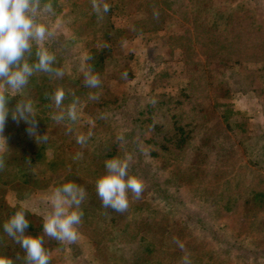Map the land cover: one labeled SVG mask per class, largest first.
Returning a JSON list of instances; mask_svg holds the SVG:
<instances>
[{
	"label": "rangeland",
	"instance_id": "rangeland-1",
	"mask_svg": "<svg viewBox=\"0 0 264 264\" xmlns=\"http://www.w3.org/2000/svg\"><path fill=\"white\" fill-rule=\"evenodd\" d=\"M118 1L124 5L126 13L134 8L129 0ZM254 6L255 0H212L209 10L202 14L200 20L209 23L215 19V23L223 28L220 15L252 9ZM138 8L137 12L128 14L129 20L126 17L118 18L115 24L125 25L133 18L140 17L142 9ZM64 12L67 11L63 10L55 18H52L53 12L41 13L38 19L52 33L43 42L47 45L45 48L62 62L63 73H76L81 70L82 50L92 41L95 31L87 25L71 29L72 16L68 13L64 16ZM188 28L191 31L194 29L192 18L184 19L169 13L160 31L125 40L123 52L129 56L109 61L103 74L108 88L126 98L122 112L109 115L99 124L84 113L81 106H77L78 118L74 122L65 117L58 123L52 119L51 113L42 112L43 119H47L36 118L34 127L38 129L37 133L41 131L40 136L47 135V140L42 142L44 153H49L51 157L50 161L46 165L41 158L24 171L7 166L10 173L5 170V178L8 183L0 191V197L8 208L19 206L32 213L40 236L44 235L43 215L51 207V191L66 182L86 189L85 199L80 205L83 216L81 224L77 226L76 242L61 243L44 236V247L51 253L50 264L123 263L121 250L111 240L116 229L107 224L114 214L108 213L94 199L97 194L95 182L105 173L107 160L102 156L100 147L109 145L110 137L116 132L124 140L121 144H126L125 152L129 154L130 151V157L132 155L135 162L149 163L152 173L151 180L142 181L144 190L140 199L137 200L129 192V207L125 212L127 232L135 227L140 230L143 228L141 223L150 217L161 220L164 215L170 223L177 220L173 226L183 230L184 240L179 241L184 248L170 240L164 242L168 253H161L158 264H183L185 255L190 264H264V214H249L248 210H242L241 215H234L233 211L225 209L227 200L220 198V192L224 190L228 192L231 202L243 201L253 187L261 180L264 182V96H259L253 90H243L227 97L212 94L203 99L202 127L173 156L164 154L163 159L157 161L147 156V149L143 147L148 148L149 145L142 142L137 131H132V114L143 110L153 89L174 94L185 79L184 67L178 58L180 48L176 47L179 39L173 36L182 34ZM191 43L196 44L193 46L197 51L195 58L204 63L206 58L198 51V43L193 39ZM207 66L217 67L213 61ZM123 67H127L129 70L126 74L131 75L123 79L115 78L116 72ZM47 75L49 73L34 72L20 92L5 87L8 114L0 132V161L3 165L2 155H9L5 135L10 131L9 127L18 128L21 120L13 118L17 102L28 101L37 111L33 105L35 87ZM111 130L114 132L111 133ZM78 135L87 137L83 146L76 142ZM169 170H172L173 176L169 175ZM175 174L181 178H176ZM41 179L44 182L39 187ZM242 203H239V207L243 209L249 206ZM106 227H109V231H106Z\"/></svg>",
	"mask_w": 264,
	"mask_h": 264
},
{
	"label": "trees",
	"instance_id": "trees-1",
	"mask_svg": "<svg viewBox=\"0 0 264 264\" xmlns=\"http://www.w3.org/2000/svg\"><path fill=\"white\" fill-rule=\"evenodd\" d=\"M211 1L129 0L134 6L129 13L137 12L139 7L138 9H142L141 16L133 18L125 25L117 26L115 22H118V18L125 19L126 17V20H129V13L123 10L124 5L118 0H102V3L109 5V11L100 14L93 10L92 0H41V6L51 3L54 13L52 18L66 10L67 12H64L63 15L66 16L68 13L72 16V21L69 22L71 29H78L82 25L91 26L95 31V36L82 50L81 70L79 69L76 73L66 72L63 77H56L49 73L36 84L33 105L38 110L33 109L34 118L44 120L47 118L43 119L42 112L54 115L59 111L52 100V95L57 88L63 89L65 93L62 105L65 110L75 99L78 101L77 106H81L82 111L97 124L101 123L102 119L110 117L109 115L114 116L122 112L121 107L126 98L115 94L108 88L107 82L103 79L106 64L114 58L121 57L123 59L125 56H129L123 52L122 46L125 40L139 34L160 31L165 25L169 13L177 14L184 19L192 18L194 29L191 31L188 28L182 34L173 36L174 39H179L176 42V47L180 48L178 58L181 60L180 64L182 63L184 67L182 71L185 74V79L177 88L176 93L157 92L153 89L148 94L149 98L146 100L143 110L135 111L136 113L132 114V131H137L142 142L149 145L148 148L142 147L147 149V156L150 159L157 161L163 159V155L168 153L173 156L187 144L192 138V134L202 127L203 99L212 94L227 97L235 91L253 90L259 96H264V1L255 0V6L252 9L231 11L220 15L223 28L215 23V19L209 23L200 20L202 14H206L209 10ZM135 3L136 5H134ZM192 39L198 43V51L204 54L206 58L204 63L195 58L197 51L193 46L196 44L191 43ZM43 46L47 45L44 43ZM167 46L169 48V45ZM36 51L37 44L33 41L31 54H25L29 64L37 62ZM209 61L215 62L217 67L207 66ZM61 63L56 59L52 67L62 70ZM89 68L93 74L100 78V85L97 88H89L85 85L84 73ZM128 70L127 67H123L119 72H116L115 78L123 79L122 74ZM130 75L131 73L126 76ZM90 94L95 98H90ZM262 103L264 113V99H262ZM126 114L130 115L128 112ZM33 116H30L29 119ZM29 125L35 126L31 122L21 119L19 127H9L11 132L9 131L5 135L9 155L7 156L5 153L2 155L4 165L0 168V191H3L8 183L5 178L7 175L5 170L10 173L7 166L14 170L17 169V171L22 169L24 171L31 168L41 158L46 165L51 159L49 153H44L43 142L36 140V136L29 133ZM37 131L38 129H36V133ZM40 133L41 131L37 135L40 136ZM119 135L120 133L116 132L110 137L109 145L100 147L105 159L130 157V151L129 154L125 152L126 144H121L123 138L121 139ZM125 153L128 155L127 157ZM148 165L150 166L145 161L135 162L131 155L129 172L138 176L142 181H149L152 179V173ZM29 174L31 177L33 176L32 172ZM169 175H174L172 170H169ZM30 176L27 177L33 181L34 177ZM175 177L179 178L180 175L175 174ZM42 182H44L43 179L38 182L39 187L42 186ZM95 196L94 199L97 200L98 205H101L100 198L97 194ZM220 198L227 200L224 205L225 209L233 211L234 215H241L242 210H248L249 214H264V182L262 180L248 192L243 201L234 200L231 202L228 192L226 193L224 190L220 192ZM240 202L249 206L243 209V207H239ZM20 208L19 206L8 208L4 204V199L0 197V256L11 258L14 264H24L25 253L21 250L20 245L5 233L3 224ZM22 209L29 221L26 234L40 236L37 232L34 215L26 208ZM106 211L114 214L107 224L116 229L111 240L114 242V246L121 250L122 264H158L161 253H168V247L163 245L164 242L168 240L175 242V239L184 240L183 230L178 226H173L177 220L174 219L170 223L168 217H164L165 215L161 220L150 217L146 222H140L143 224V228L140 230L135 227L127 232L125 212L121 216V213L119 214L111 208H106ZM109 227H106V231H109ZM171 253L173 254V252Z\"/></svg>",
	"mask_w": 264,
	"mask_h": 264
},
{
	"label": "clouds",
	"instance_id": "clouds-1",
	"mask_svg": "<svg viewBox=\"0 0 264 264\" xmlns=\"http://www.w3.org/2000/svg\"><path fill=\"white\" fill-rule=\"evenodd\" d=\"M93 10L100 14L107 13L109 5L102 3V0H92ZM52 12L51 3L41 7V0H0V132L3 131L8 110L4 94L7 86L13 92L22 91L29 82V77L34 72H45L54 74L56 77H63L64 73L59 68H53L56 61L54 54L50 53L43 46V42L52 33L40 22L38 17L41 13ZM37 44V62L29 64L25 54H31L32 42ZM126 73L122 78H126ZM85 85L89 88H97L100 85V78L93 74L89 68L84 73ZM65 93L63 89L57 88L52 95V100L59 111L52 116L58 123L67 117L71 121L77 120V103L68 105L65 110L63 100ZM90 98L95 96L90 94ZM33 108L28 101H18L14 119H23L35 125ZM31 135L41 141L47 140V135L39 136L35 127L28 129ZM71 131V129H69ZM87 137L78 135L76 142L80 145L86 143ZM131 157L121 159L113 157L105 161V173L97 177L95 185L98 197L104 208H111L118 213H124L129 207V192L138 200L141 198L144 185L142 180L129 172V161ZM3 162L0 161V168ZM86 196V189L82 186L66 182L55 187L49 196L50 209L43 215L44 235L36 236L26 234L29 221L26 219L25 211L20 208L3 224L5 233L11 237L23 249L25 256L24 264H50L51 253L44 247V236L57 240L61 243H75L78 238L77 226L81 224L83 212L80 205ZM175 239V238H174ZM178 247L184 245L175 239ZM20 259V257H17ZM0 264H14L11 258L0 256ZM183 264H190L185 255Z\"/></svg>",
	"mask_w": 264,
	"mask_h": 264
}]
</instances>
